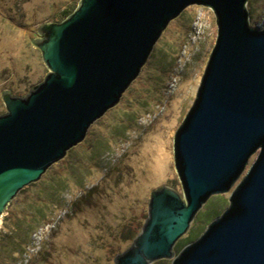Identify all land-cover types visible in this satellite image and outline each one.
I'll list each match as a JSON object with an SVG mask.
<instances>
[{
    "label": "water",
    "instance_id": "obj_1",
    "mask_svg": "<svg viewBox=\"0 0 264 264\" xmlns=\"http://www.w3.org/2000/svg\"><path fill=\"white\" fill-rule=\"evenodd\" d=\"M247 2L80 0L63 21L40 25L31 42L48 74L26 97L1 94L0 219L118 104L168 24L189 6H205L217 38L173 143L183 197L169 186L152 190L140 232L114 264H264V27L249 22ZM254 154L229 206L175 255L197 212L232 189Z\"/></svg>",
    "mask_w": 264,
    "mask_h": 264
},
{
    "label": "rangeland",
    "instance_id": "obj_2",
    "mask_svg": "<svg viewBox=\"0 0 264 264\" xmlns=\"http://www.w3.org/2000/svg\"><path fill=\"white\" fill-rule=\"evenodd\" d=\"M79 2L0 0V115L6 112L5 90L26 97L48 74L31 42L37 29L63 21ZM246 8L249 22L263 28L264 0H248ZM217 29L212 10L199 5L168 24L151 62L118 104L7 206L0 219V264H114L140 232L152 190L169 186L183 197L174 135L194 102ZM256 154L229 192L205 202L176 242L175 255L229 206ZM9 235L13 250L4 248Z\"/></svg>",
    "mask_w": 264,
    "mask_h": 264
},
{
    "label": "trees",
    "instance_id": "obj_3",
    "mask_svg": "<svg viewBox=\"0 0 264 264\" xmlns=\"http://www.w3.org/2000/svg\"><path fill=\"white\" fill-rule=\"evenodd\" d=\"M8 244L9 245H12V248L10 246H8ZM13 244H14V238L13 237H10V235H9V241H7V245L4 246L5 250H7L8 248L11 249V250H13L15 248V244L14 245Z\"/></svg>",
    "mask_w": 264,
    "mask_h": 264
},
{
    "label": "bare ground",
    "instance_id": "obj_4",
    "mask_svg": "<svg viewBox=\"0 0 264 264\" xmlns=\"http://www.w3.org/2000/svg\"><path fill=\"white\" fill-rule=\"evenodd\" d=\"M163 144V143H162ZM159 155H160V153H159ZM159 155H157V156H159ZM158 158V157H157Z\"/></svg>",
    "mask_w": 264,
    "mask_h": 264
}]
</instances>
